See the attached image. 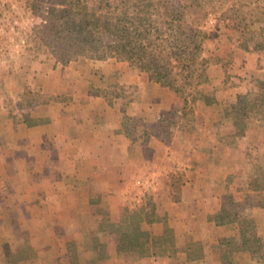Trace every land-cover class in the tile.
<instances>
[{
    "label": "rangeland",
    "instance_id": "obj_1",
    "mask_svg": "<svg viewBox=\"0 0 264 264\" xmlns=\"http://www.w3.org/2000/svg\"><path fill=\"white\" fill-rule=\"evenodd\" d=\"M33 2L0 0V264H222L220 240L223 237L246 245L233 253L232 264L264 261L262 124L253 118L243 135L235 134L229 113L231 107L220 103L217 94L228 84L245 85L246 90L239 94L257 89L259 72L251 76L243 74L248 62L247 52L258 55V68L260 62L264 65V49L260 50V43L264 42V0H206L208 14L203 24L209 38L204 44L203 56L208 61L207 80L193 88L187 103L167 87L150 81L145 72L127 61L80 57L66 64L58 62L46 30L48 4L40 0L36 7ZM97 61H105L104 68L110 71L97 67ZM236 67L239 72L234 73ZM211 73L216 76V82H212ZM144 81L158 85L144 95L141 85ZM70 92L82 96L89 93L88 100L104 99L111 108H119V112L112 109L106 113L98 103L86 109L80 102L70 105L74 98ZM172 96L179 98V107L161 111L159 121L153 123V132L163 133L167 143L184 154L180 159L184 165L171 163V169L163 175L169 187L143 189L146 200L142 204L135 200L136 196L126 198L128 203L121 215L112 213L109 204L96 202L90 204L96 205L100 215L97 219L88 217L87 204L70 203L73 207L77 204L80 211L72 213L65 200L80 193L78 172L65 173L73 185L65 187V176L60 171L62 155L38 157L41 165L49 164L52 158L58 162L56 171L35 173V177L41 178L39 187L21 186L24 172L16 169L20 162L18 157L1 156L4 132L11 131L10 141L16 145L13 129L22 120L27 125L44 123L50 112L62 118L67 108L65 103L69 102L67 105L71 107L66 114L94 117L100 122L97 126L100 130L106 127L104 121L109 115L110 119L120 120L121 131L137 137L146 131V115L133 114L131 103L150 98L156 113L160 111L159 101H170ZM193 148L197 151L193 152ZM214 163L216 167L210 169ZM3 164L10 170L2 171ZM198 164L201 166L200 193L192 186L184 188L186 181L197 179ZM5 175L10 183L7 187L3 186ZM49 180L55 181L57 187H49ZM163 189L173 198L184 195L186 200L174 209L170 223L161 219L163 205L157 206L154 202L155 193ZM36 194L42 196L39 205L17 202L19 195L31 200ZM7 205L9 213L5 211ZM222 205L225 213L237 215L244 221L214 225ZM22 206L26 209L20 216ZM54 209L56 217L52 214ZM136 213L146 218L142 226L151 235L133 244L138 249L118 252L121 234L115 225L129 223ZM152 219L157 220L158 228H149ZM158 230L161 233L156 234ZM195 241L200 242L203 257L188 261L187 248ZM251 248H258L255 255Z\"/></svg>",
    "mask_w": 264,
    "mask_h": 264
},
{
    "label": "trees",
    "instance_id": "obj_2",
    "mask_svg": "<svg viewBox=\"0 0 264 264\" xmlns=\"http://www.w3.org/2000/svg\"><path fill=\"white\" fill-rule=\"evenodd\" d=\"M33 1L34 5L41 3ZM45 2L48 4L49 44L58 62L66 64L80 57L127 61L145 72L150 81L172 90L186 103L193 88L207 80L208 61L203 56L204 44L209 38L203 24L208 14L206 0ZM262 49L264 42L260 43ZM229 113L235 134L243 135L253 118L264 125V79H260L255 91L239 94ZM225 212L222 205L214 218L216 224L244 221ZM145 220L140 213L132 215L129 223L115 225L121 234L118 252L138 249L133 244L140 238L150 237L142 226ZM235 241L230 237L221 238L222 264H232L233 253L246 248L245 243L238 245ZM187 249L188 261L203 257L199 241L191 243ZM250 251L255 255L258 248Z\"/></svg>",
    "mask_w": 264,
    "mask_h": 264
},
{
    "label": "crops",
    "instance_id": "obj_3",
    "mask_svg": "<svg viewBox=\"0 0 264 264\" xmlns=\"http://www.w3.org/2000/svg\"><path fill=\"white\" fill-rule=\"evenodd\" d=\"M246 55L248 62L246 63V71L243 76H251L252 73L254 74L255 71H257L260 74V79H264V65L261 64V62L259 68L256 65L258 55L251 52H247ZM261 57L262 55L260 53V61ZM103 62L105 61H97V67L102 66L104 72L110 71V69L104 68L107 64ZM234 69V73H237V70L239 72V68L236 67ZM240 74L242 73L240 72ZM210 76L212 82H216L214 79L216 76L212 73ZM141 85L143 87V94L146 95L148 89L158 84L144 81ZM245 90V85L228 84L225 86V90L217 92L218 100L220 103L224 102L231 107L237 101V94ZM69 94L74 95L73 101H70V105L76 104L74 102H80V104H82L81 107L86 109L95 107L96 103H98L101 108L106 110V113L111 112L112 109H114L116 113L119 112V108H111L104 99L95 101L91 99L88 100L87 97H89V93L83 94L84 96L71 92ZM67 104H69V102L65 103V105L67 108L70 107ZM159 104L160 111L154 113L152 107L153 101L150 98L143 97L131 103L130 107L133 114L140 113L146 115V131L144 134H140L137 137L121 131L120 120L110 119L109 115H107L104 121V126L106 127L100 130L97 128L100 122L97 121L96 118L91 117V119H88L85 115L79 117L71 113L66 114V111H69L67 108H65L64 111L65 116L62 118L57 116L54 112H50L48 114V120L44 123L27 125L22 120L18 127L13 129L14 135H16V145L14 143L12 144V141H10L9 133L11 131L8 130L2 134L5 145H3L1 150V156L3 158L18 157L20 162H18L16 169L24 172L23 174L27 173V176L23 174L21 176V186L25 187L32 185L39 187L42 185L40 182L41 178L35 177V173L43 170L56 171L58 162H56L55 158H52L50 159V163L47 164L48 166L41 165L38 157L42 154L49 158L55 155H62V168H60V171L62 170L65 176L63 182L65 187L67 185L68 187L73 186L70 184V181L67 180V174L65 173L70 171L78 172L80 193L73 197H68L69 199L65 200V202L69 203L72 213L74 211L76 214L77 212L80 213L77 209L78 203H81V205L87 204L89 207L88 217L97 219L100 215L96 210V205L90 204L96 202L100 205L109 204L110 210L113 211L112 213L121 215L123 213V208L128 203L126 202V198L136 196L135 200L142 204L141 202L146 200V192L143 189L148 190L150 187L160 189L169 187L163 175L171 169V163L174 165L178 163L180 167L184 165V163H180V159L184 154L178 149H173L171 145L167 143V139L163 133L153 132V123L154 121H159L161 111L178 108L180 100L172 96L170 101L162 100L159 101ZM153 113L154 116H152ZM260 142L264 143V125H260ZM195 151L197 150L193 148V152ZM190 159L193 158L190 157ZM199 165L200 164H198L196 171L197 179H192V182L186 181L184 188L192 186L194 189L197 188V192L200 193L201 191L198 188V183L201 181L199 180L201 166ZM213 167H216V163L210 165V169H213ZM4 170L9 171V166L3 164L2 171ZM3 180L6 181V183L4 181L3 186H9L10 183L6 175ZM48 186L53 188L57 187L55 181L51 180L48 181ZM134 191L138 192L134 194ZM166 192L167 190L164 191V189L158 191V193L156 192L154 202H156L157 206L163 205V216L161 219L167 220V222L170 223V220L174 218V209L183 205V202L186 200L184 195L180 198H173L169 195V191L167 194ZM213 194L214 192L210 193L211 196ZM39 195L40 194H36V197L31 200H27L25 195H19L17 202L22 205L27 204L26 202L39 205L42 197ZM216 195L218 199V194ZM49 196L51 195H48V197ZM213 198L214 196L212 199ZM4 199V202H6L7 197H4ZM48 201H50V199H48ZM51 201L57 202L56 199H52ZM74 202L77 204L73 207L70 203ZM25 209L26 208L22 206L20 216H23ZM5 211L9 213L8 205ZM214 211L215 210H213V212ZM32 212L34 213L35 209H32ZM52 214L54 217L58 216L55 209L52 210ZM32 217L35 218L36 216L32 215ZM114 217L117 219L121 218V216ZM156 221L155 219V221L151 222L149 226L150 229L159 227ZM162 222L164 223V221ZM214 225L217 224L215 223ZM155 233L161 232L158 230Z\"/></svg>",
    "mask_w": 264,
    "mask_h": 264
}]
</instances>
